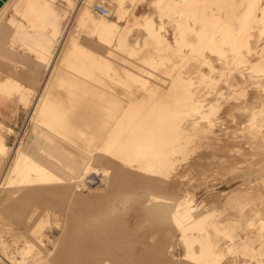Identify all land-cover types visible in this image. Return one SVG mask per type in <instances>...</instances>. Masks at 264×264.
Returning <instances> with one entry per match:
<instances>
[{
	"label": "rangeland",
	"instance_id": "obj_1",
	"mask_svg": "<svg viewBox=\"0 0 264 264\" xmlns=\"http://www.w3.org/2000/svg\"><path fill=\"white\" fill-rule=\"evenodd\" d=\"M5 1L0 25L12 14L23 21ZM52 1L69 33L52 73L10 38L11 58L0 54V140L9 150L0 148L3 162L22 147L0 187V264H264V0ZM66 47L86 49L110 72L88 64L81 83L68 84L71 93L85 92L50 98L67 105L72 121L31 117L35 93L44 89L49 100ZM94 102L109 114L102 130L89 113ZM135 124L170 129L150 133L141 147L157 150L152 164L123 153L126 142L116 141ZM90 151L97 157L88 159ZM56 161L62 166L53 173L45 163ZM142 193L171 201L177 194L204 209L172 220L134 198ZM191 219L200 225L194 221L193 237L182 238ZM202 231L208 236L197 239Z\"/></svg>",
	"mask_w": 264,
	"mask_h": 264
},
{
	"label": "bare ground",
	"instance_id": "obj_2",
	"mask_svg": "<svg viewBox=\"0 0 264 264\" xmlns=\"http://www.w3.org/2000/svg\"><path fill=\"white\" fill-rule=\"evenodd\" d=\"M1 1V0H0ZM5 1V0H4ZM9 0L5 1V3L3 4H7ZM11 1V0H10ZM13 1V5L12 8L16 13H19L22 18L23 21L19 20L15 15H11L7 21H4L1 25H0V54L4 55L3 53H5L7 56L10 55L7 52L10 51V53L13 52V50L9 49L7 47V38H10L11 42L10 44L12 45L14 41L19 42L23 48L34 52L35 56H36V60L37 62H41L43 64V67L45 69H48V72H51L54 70L56 64H57V60L61 59L59 58L60 53L62 51L63 48V44L66 40V38L68 37L69 33L67 34L65 32V30H63V20H64V12L58 7L54 5V2L48 1V3H44L40 0H12ZM211 1V0H210ZM209 1V2H210ZM219 1V0H218ZM221 1V0H220ZM234 1V0H233ZM246 1V0H245ZM186 3V1H183ZM187 2H189L187 0ZM206 2V1H205ZM215 2V1H214ZM213 2V3H214ZM217 2V1H216ZM229 2V1H228ZM232 2V1H231ZM237 2V1H236ZM235 2V3H236ZM182 3V2H181ZM183 3V5L185 4ZM218 3V2H217ZM242 3V2H241ZM2 4V5H3ZM12 4V3H11ZM199 4V3H198ZM204 4V3H203ZM231 4V3H230ZM243 4V3H242ZM202 5V4H201ZM220 5V4H218ZM237 5V4H236ZM235 5V6H236ZM245 5V4H244ZM206 6V5H203ZM202 6V7H203ZM242 6V5H241ZM240 6V7H241ZM247 6V5H246ZM201 6H199V8H202ZM231 7V5H230ZM234 7V6H233ZM232 7V8H233ZM238 7V8H240ZM219 8V7H218ZM203 9V8H202ZM229 9V8H228ZM227 9V10H228ZM244 9V8H243ZM160 10V9H159ZM206 10V8H205ZM204 10V11H205ZM216 10V9H215ZM238 10V9H237ZM236 10V11H237ZM241 10V9H240ZM78 9L77 7L75 8V15L78 13ZM82 11V10H81ZM202 11V10H201ZM203 11V12H204ZM217 11V10H216ZM224 11V9H223ZM235 11V10H234ZM233 11V12H234ZM248 11V10H246ZM177 12V11H176ZM227 12V11H226ZM239 12V11H238ZM1 13V11H0ZM218 13V12H217ZM228 13H232V11L228 12ZM224 14V13H223ZM244 14V13H243ZM81 15V14H80ZM160 15V14H159ZM238 15V14H237ZM71 16V15H70ZM206 16V15H205ZM218 16V15H217ZM220 16V15H219ZM236 16V14H235ZM243 16V15H242ZM81 17V16H79ZM204 17V16H203ZM202 17V18H203ZM209 17V16H208ZM216 17V16H215ZM82 18V17H81ZM205 18V17H204ZM207 18V17H206ZM224 18V17H223ZM234 19V18H233ZM264 19V18H262ZM202 20V19H201ZM204 20V19H203ZM208 20V19H207ZM77 21V20H76ZM81 21V20H80ZM107 21V20H106ZM172 21V20H171ZM206 21V20H205ZM82 22V21H81ZM109 22V21H108ZM202 22V21H200ZM209 22V20H208ZM211 22V21H210ZM218 22V21H217ZM224 23V22H223ZM226 23V22H225ZM201 24V23H200ZM199 24V25H200ZM222 24V23H221ZM98 25V24H97ZM214 25H216L214 23ZM219 25V24H218ZM229 25V24H227ZM253 25V24H252ZM262 25V24H261ZM260 25V26H261ZM201 26V25H200ZM209 26V25H208ZM223 26V25H222ZM225 26V25H224ZM160 27L164 28V21L160 23ZM202 27V26H201ZM205 24L203 26V28H205ZM218 27V26H217ZM228 27V26H226ZM231 27V26H230ZM252 27V26H251ZM258 27V26H257ZM202 28V29H203ZM211 28V27H210ZM260 28V27H259ZM94 29V28H92ZM99 29V28H98ZM197 29V28H196ZM199 29V28H198ZM218 29V28H217ZM221 29V28H220ZM225 29V28H224ZM234 29V28H233ZM264 29V28H262ZM261 29V30H262ZM73 30V29H72ZM211 30V29H208ZM216 30V29H214ZM257 30V28H256ZM260 30V29H259ZM207 31V29H206ZM213 31V30H212ZM222 31V30H220ZM219 31V32H220ZM228 31V30H226ZM110 32V31H109ZM203 32V30H202ZM217 32V31H216ZM215 32V33H216ZM232 32V30L230 31ZM234 32V31H233ZM253 32V30H252ZM94 32H92L93 34ZM95 33L100 34L99 32L95 31ZM206 32H203V34ZM209 33V31H208ZM214 33V32H213ZM212 33V34H213ZM214 33V34H215ZM225 33V32H224ZM228 33V32H227ZM250 33V32H249ZM91 34V33H90ZM207 34V33H206ZM210 34V33H209ZM219 34V33H218ZM217 34V35H218ZM222 36H223V31H222ZM226 34V33H225ZM232 34V33H231ZM230 34V35H231ZM205 35V34H204ZM211 35V34H210ZM228 35V34H227ZM208 36V35H207ZM212 36V35H211ZM220 36V34H219ZM221 36V37H222ZM225 36V35H224ZM229 36V35H228ZM71 37V36H69ZM83 37V36H81ZM100 37V35L98 36ZM204 37V36H203ZM206 38V37H205ZM209 38V37H207ZM211 38V37H210ZM214 38V37H212ZM218 38V37H217ZM224 38V37H223ZM230 38V37H229ZM221 39V38H220ZM228 39V38H227ZM92 40V39H91ZM210 40V39H208ZM219 40V39H218ZM225 40V39H224ZM67 41V40H66ZM222 41V39H221ZM227 42V40H225ZM261 41V40H260ZM69 42V41H68ZM68 42H66L68 44ZM92 42V41H91ZM95 42V41H94ZM97 42V41H96ZM207 42V39L206 41ZM214 42H216L215 40L212 42L214 44ZM61 43V44H60ZM99 43V42H98ZM212 43L210 44V42L208 44H210V46L212 45ZM221 43V42H220ZM91 44V43H90ZM94 44V43H92ZM91 44V45H92ZM222 44V43H221ZM226 44V43H225ZM224 44V45H225ZM233 44V43H232ZM69 44V48H70ZM86 45V44H85ZM95 45V44H94ZM97 45V44H96ZM113 45V44H112ZM216 45V43H215ZM217 45H220L217 43ZM223 46V45H222ZM97 46H95L96 48ZM112 47V46H110ZM213 47V46H211ZM66 47V50L69 49ZM87 48V47H85ZM93 48V47H92ZM85 50V51H84ZM79 49L78 47H75L74 49L71 48V50L67 51L66 55H64V59H65V67L66 69L62 68L56 71V73L53 75V80L51 82V89H50V97L49 100H47L48 98L45 99L44 95H43V91L44 89H42L41 91L37 92L34 94V101L31 102V117L35 114H43L46 117H50L53 118L54 121L56 122H66V121H72L71 119V112L68 113L69 111L67 110V105L61 102H56L54 103L53 101H51L50 98L55 99V100H62L65 97L68 98L66 95H70V94H78L79 92H85L84 89H79V91H75L73 93L69 92V88H68V84L70 82H73L75 84H79L81 83V77H83L85 74V66L89 64V66H101L102 64L100 63L99 60H101L98 56L86 51V49ZM91 50V49H90ZM98 50V49H97ZM96 50V51H97ZM110 50V49H109ZM92 51V50H91ZM112 51V50H111ZM93 53H95L93 51ZM99 53V52H98ZM113 53V52H112ZM8 54V55H7ZM97 54V53H96ZM251 54V53H250ZM258 54V53H257ZM12 55V54H11ZM10 55V58H11ZM23 55V54H22ZM63 55V54H62ZM111 56V54H108ZM113 56V55H112ZM257 56V55H255ZM34 57V56H33ZM20 58V57H19ZM22 58V57H21ZM20 58V59H21ZM19 59V61H20ZM2 60V59H1ZM35 60V59H34ZM62 60V59H61ZM22 61V59H21ZM35 61V62H36ZM6 62V61H4ZM12 62V61H11ZM10 62V63H11ZM105 63V62H104ZM103 63V64H104ZM8 64V63H7ZM24 64V63H23ZM99 64V65H97ZM103 66V67H102ZM101 67L103 69H101L102 71H105L107 74H109L110 70L109 68H111L110 66L105 67L104 65H102ZM123 69L126 68V65H123ZM113 67V66H112ZM115 67V66H114ZM2 68V67H1ZM38 68V67H37ZM105 68V69H104ZM116 68V67H115ZM5 69V67H4ZM7 69V68H6ZM8 70V69H7ZM5 70V71H7ZM12 71V70H11ZM1 72V71H0ZM13 72V71H12ZM113 72V70L111 71ZM125 71H123V74L127 75V73H124ZM2 73V72H1ZM11 73V72H10ZM104 73V72H103ZM116 75H118L115 72ZM11 75V74H10ZM13 75V74H12ZM24 75V74H23ZM107 76V75H106ZM20 77V76H19ZM15 78V77H14ZM50 78V77H49ZM8 79H6L7 81ZM22 80V78H21ZM27 80V79H26ZM12 83L13 79H11ZM258 81V80H257ZM262 81V80H261ZM260 81V82H261ZM104 82V81H103ZM259 82V81H258ZM46 83V82H45ZM1 84V82H0ZM17 84L19 85V83L17 82ZM28 84V83H27ZM12 85V84H11ZM17 85V86H18ZM6 86V85H5ZM15 86V85H14ZM16 86V88H17ZM21 86V84H20ZM30 86V85H29ZM47 86V85H46ZM23 87V86H22ZM32 87V86H31ZM10 88V87H9ZM25 88V87H24ZM5 89V88H4ZM16 90V89H15ZM2 91V88H1ZM5 91V90H4ZM25 90L24 95L26 93V95H30L31 94V90L27 91ZM6 92L9 93V90ZM10 92H13L12 90H10ZM12 94V93H10ZM25 95V96H26ZM10 96V95H9ZM70 98V97H69ZM2 99V98H1ZM144 102V100H143ZM145 103V102H144ZM144 103H142L143 105H141L142 107H147V105H145ZM24 104H30L28 101H25ZM98 105V107H97ZM91 117H99V124L96 123V128L99 130H102L103 127L106 125L105 123H108V117L109 114L107 112V114H104V109L101 108L100 104H97V102H94L92 104V107L89 111ZM244 122V121H243ZM71 124H68V126ZM103 126V127H102ZM170 129L168 127H164V128H155V129H148L147 130V126L141 125V124H135V125H131L130 127L125 129V132L127 135L125 136H120L118 137V141H122L123 140L126 142L127 145L125 146H121V147H126L127 149L124 150L123 153L125 152H129V156L134 155V157L136 156V154L138 155V159L139 161H141V164L144 163H148V164H152V161L155 160L157 157L156 154H158L157 150L155 148H153L152 146H150L147 151H143L141 150V147L145 146V141L149 140V137L151 136L152 133H159L156 135H160V134H164L166 133V135L168 134L167 132H169ZM83 132V131H81ZM151 133V134H150ZM29 135V134H28ZM169 135V134H168ZM42 136V135H41ZM154 136V135H153ZM39 137V135H38ZM37 137V138H38ZM42 138V137H41ZM45 138V137H44ZM85 138H87V136H85ZM40 139V138H39ZM44 140V139H43ZM42 140V141H43ZM49 142H51L49 140ZM54 144V143H53ZM37 146V145H36ZM41 145H39L40 147ZM56 146V145H54ZM148 146V145H147ZM8 146H6L5 144V140L2 139L0 140V148H2V150L7 149ZM38 147V146H37ZM36 147V148H37ZM38 147V148H39ZM43 147V146H42ZM41 147V148H42ZM140 147V149H139ZM134 148H137L134 149ZM125 149V148H124ZM8 150V149H7ZM9 151V150H8ZM113 151V150H112ZM5 152V151H4ZM22 152V147L18 146L16 149H14L13 151L10 150L9 156L6 158L3 162L2 158L0 157V187L2 186V184L4 183V181L8 178V176L11 174V171L14 168V165L16 164V162L19 161L20 159V154ZM98 151H90L89 154L86 153L88 159H93L97 157V153ZM1 153V152H0ZM41 153V152H40ZM39 153V154H40ZM6 154V152H5ZM4 155V153H3ZM41 155V154H40ZM1 156V155H0ZM5 156V155H4ZM45 155L43 154V157ZM143 158V159H142ZM135 159V158H134ZM19 164V163H18ZM17 165V164H16ZM20 165V164H19ZM46 167L52 168V172L53 173H57L59 172V167H61L62 165L60 164V162L56 161V163L54 162V164L50 163V162H46L45 163ZM69 165V164H68ZM163 165V164H162ZM141 166V165H140ZM164 166V165H163ZM18 167V166H17ZM134 170V169H133ZM18 171V170H17ZM51 172V173H52ZM134 174V173H133ZM141 176V175H140ZM154 179V178H153ZM152 183V182H151ZM175 185V184H174ZM177 185V183H176ZM176 187V186H175ZM174 188V187H173ZM171 189V187H170ZM156 190V188H155ZM161 190V189H159ZM169 190V189H168ZM175 190V189H174ZM163 190H161L160 192H162ZM170 191V190H169ZM144 192V191H143ZM135 194V193H134ZM169 194V193H168ZM138 196H140V198H137ZM174 199L168 200L165 198H157V197H152L150 195H148L147 193H142V194H136L135 195V199L137 198L138 200H141V204L143 206H146L148 208H151L154 206V208H156L155 212L164 216L165 218H169L172 220H179L181 222H185L190 220V218H188V213L187 212H191L192 214H194L193 216L196 218V216L199 214L200 212V208L198 205H196V203L194 202H189V201H185L184 199L181 201V199L179 198V196L176 194H174ZM136 199V200H137ZM127 200V199H126ZM137 200V201H138ZM206 202V201H205ZM206 204V203H205ZM207 205V204H206ZM206 207V206H205ZM204 209V208H203ZM190 217V216H189ZM192 217V218H194ZM198 219V218H197ZM192 220V219H191ZM79 221V220H78ZM192 220L191 222H193L192 224L188 225L190 226L189 230L191 231H185V233L183 234L182 238H192L193 237V227L196 225V223L199 221H195ZM85 222V223H84ZM204 222L203 220L201 221V223ZM84 223V224H83ZM82 225L86 224V221H83ZM198 224V223H197ZM193 225V227H192ZM200 225V223L198 224ZM197 225V226H198ZM187 227V226H186ZM199 227V226H198ZM197 227V228H198ZM188 228V227H187ZM195 229V227H194ZM100 230V229H99ZM102 230V229H101ZM188 230V229H186ZM97 231V230H96ZM205 231V230H203ZM202 231V232H203ZM100 234V232H98ZM102 233V232H101ZM200 233V232H199ZM207 233V232H206ZM203 234H205L204 232L202 234H200L201 236H197V239H200V237H204V236H208L207 234L202 236ZM89 234L87 233L86 236H88ZM186 239V240H187ZM196 241V238H193ZM202 239V238H201ZM211 239V238H210ZM218 239V238H217ZM97 240V239H96ZM191 240V239H189ZM206 242L200 240V243L203 242V244H205L204 246L207 247V245L209 243H207V238L205 239ZM209 240V238H208ZM194 242V240H191ZM199 241V240H198ZM212 241V240H211ZM95 242V241H94ZM192 244H194L196 246L197 243L199 242H194ZM209 242V241H208ZM96 244V243H95ZM94 244V245H95ZM207 244V245H206ZM91 245H93L91 243ZM200 245V244H198ZM197 245V246H198ZM88 246V244H87ZM204 247V248H205ZM215 247V246H214ZM213 247V248H214ZM201 248V249H204ZM208 250L210 247H207ZM206 248V251H207ZM212 248V246H211ZM199 249V248H198ZM189 251V250H188ZM186 251L188 254L189 252ZM200 251V250H198ZM205 251V252H206ZM197 252V250H196ZM211 251H209L208 253H210ZM198 253V252H197ZM203 253V252H202ZM188 254L185 255L184 254V259L186 260L188 258ZM192 255V253H190ZM201 254V253H200ZM205 254V253H204ZM207 254V253H206ZM209 255V254H208ZM204 257V256H203ZM2 259V258H1ZM4 260V259H3ZM5 261V260H4ZM29 264V263H28Z\"/></svg>",
	"mask_w": 264,
	"mask_h": 264
},
{
	"label": "built area",
	"instance_id": "obj_3",
	"mask_svg": "<svg viewBox=\"0 0 264 264\" xmlns=\"http://www.w3.org/2000/svg\"><path fill=\"white\" fill-rule=\"evenodd\" d=\"M93 9L101 15H109L108 9L101 4L95 3Z\"/></svg>",
	"mask_w": 264,
	"mask_h": 264
}]
</instances>
